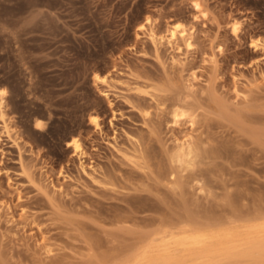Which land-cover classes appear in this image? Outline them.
I'll use <instances>...</instances> for the list:
<instances>
[{"label":"rangeland","instance_id":"374dc122","mask_svg":"<svg viewBox=\"0 0 264 264\" xmlns=\"http://www.w3.org/2000/svg\"><path fill=\"white\" fill-rule=\"evenodd\" d=\"M198 1L0 0V264H129L177 221H264V0ZM175 24L190 47L148 36Z\"/></svg>","mask_w":264,"mask_h":264},{"label":"bare ground","instance_id":"6f19581e","mask_svg":"<svg viewBox=\"0 0 264 264\" xmlns=\"http://www.w3.org/2000/svg\"><path fill=\"white\" fill-rule=\"evenodd\" d=\"M194 6L199 12H203L198 0H195ZM144 28L145 25H142L140 31L145 30ZM237 30L238 23H235L234 31L236 32ZM148 36L154 43H165L172 48H179L181 41L187 47L192 45V33L190 29L188 30L179 24L167 28L165 35L159 34L155 27H151L148 29ZM109 77L108 75L96 76L95 80L97 84L104 87H112L111 80L115 81L116 79L113 77L110 79ZM6 95L7 91L0 87V121L2 122L0 141L2 140V134L6 136L10 135V125L6 117ZM175 112L178 111L175 110ZM178 114L176 113V116ZM195 120L194 116L191 115L189 117V122L192 125L195 124ZM44 123L42 119H37L35 127L42 129L45 126ZM91 123L96 129H100L101 125L97 117H93ZM195 148L199 150L198 147H193L192 142L189 140L178 142L175 154L173 153L174 155L172 156L173 161L178 163L180 167H184L185 165L187 167L192 166L199 156ZM76 151L80 155L84 154L83 149L79 145H76ZM177 223H179V227L155 232L154 235L150 236L147 242L137 251L133 259L129 261V264H211L217 256L224 258H255V256L259 258V256H264V221L247 226L246 231L243 233L236 228L209 230L203 227L204 223L197 225L188 220L177 221Z\"/></svg>","mask_w":264,"mask_h":264}]
</instances>
